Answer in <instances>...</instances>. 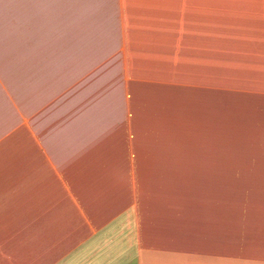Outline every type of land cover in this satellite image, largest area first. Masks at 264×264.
<instances>
[{"label":"crops","instance_id":"0c3cea01","mask_svg":"<svg viewBox=\"0 0 264 264\" xmlns=\"http://www.w3.org/2000/svg\"><path fill=\"white\" fill-rule=\"evenodd\" d=\"M121 9L0 0V264H264V165L147 117L130 58L96 40Z\"/></svg>","mask_w":264,"mask_h":264},{"label":"rangeland","instance_id":"374dc122","mask_svg":"<svg viewBox=\"0 0 264 264\" xmlns=\"http://www.w3.org/2000/svg\"><path fill=\"white\" fill-rule=\"evenodd\" d=\"M185 2L116 0L122 9L110 13L112 24L99 28L96 40L126 53L132 85L144 92L147 117L178 128L180 144L222 151L228 165L238 158L240 165H264L258 133L254 139L248 134L247 144L239 138L247 131L251 80L256 94V81L264 77V0ZM257 119L255 129L259 124L264 132V113ZM187 135L195 138L187 141ZM241 146L255 149V156L236 157Z\"/></svg>","mask_w":264,"mask_h":264}]
</instances>
